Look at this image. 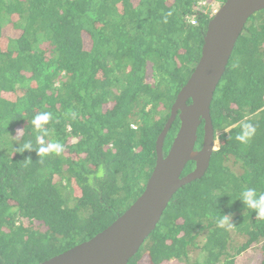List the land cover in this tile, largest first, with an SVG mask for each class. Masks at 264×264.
Returning <instances> with one entry per match:
<instances>
[{
    "label": "trees",
    "instance_id": "1",
    "mask_svg": "<svg viewBox=\"0 0 264 264\" xmlns=\"http://www.w3.org/2000/svg\"><path fill=\"white\" fill-rule=\"evenodd\" d=\"M226 1L0 0V264H41L89 241L143 194L210 7ZM45 112L43 139L62 144L59 155L22 148L39 147L31 120ZM211 116L219 149L207 172L178 190L128 264H264V218L239 200L264 193V10L248 20ZM244 124L255 132L241 142ZM179 128L177 118L165 156Z\"/></svg>",
    "mask_w": 264,
    "mask_h": 264
},
{
    "label": "water",
    "instance_id": "2",
    "mask_svg": "<svg viewBox=\"0 0 264 264\" xmlns=\"http://www.w3.org/2000/svg\"><path fill=\"white\" fill-rule=\"evenodd\" d=\"M264 10V0H227L208 24L201 58L171 109L156 144V166L143 194L112 225L94 238L41 264H128L156 229L180 188L201 179L218 149L211 106L248 20ZM179 131L167 155L166 137L176 121ZM204 125L203 144L196 149ZM190 162L192 172L182 177Z\"/></svg>",
    "mask_w": 264,
    "mask_h": 264
},
{
    "label": "clouds",
    "instance_id": "3",
    "mask_svg": "<svg viewBox=\"0 0 264 264\" xmlns=\"http://www.w3.org/2000/svg\"><path fill=\"white\" fill-rule=\"evenodd\" d=\"M202 6H205V4L203 3ZM205 7H207V6H205ZM215 14H214V11H212L211 17H213ZM50 116H51V114L46 113V112L40 113V114H37L34 116V118L31 120V124L33 125L35 131L37 132L36 142L39 145V147L34 148L32 142L27 141V142H24L22 145L23 151L35 150L37 152L38 156H45L49 153H55V154L59 155L63 151V145L60 144L59 142H52V143L46 144L45 140L43 139V137L48 134V131L45 128V125L48 124V122L50 120ZM254 132H255V128L251 124H244L242 126L241 133L239 135H237L236 139L241 141V142H246L248 139H250L252 137ZM217 136H218V134H217ZM216 139H217V137H216ZM217 141H218V139H217ZM218 145H219V141H218ZM218 149H219V146H218ZM239 200L242 201L244 206H247V208L254 210L257 217L264 218V193H261L258 196L256 189L248 188V189L243 190L241 192ZM218 223L221 227H223L225 225H228V227H231L232 225L230 223V214H223L219 218Z\"/></svg>",
    "mask_w": 264,
    "mask_h": 264
},
{
    "label": "rangeland",
    "instance_id": "4",
    "mask_svg": "<svg viewBox=\"0 0 264 264\" xmlns=\"http://www.w3.org/2000/svg\"><path fill=\"white\" fill-rule=\"evenodd\" d=\"M220 6H221V4H219V3H216V4H214V5H212L211 7H210V11L212 12V11H216V10H218L219 8H220ZM206 9H208V6L206 7ZM253 250V249H252ZM257 260V259H256Z\"/></svg>",
    "mask_w": 264,
    "mask_h": 264
},
{
    "label": "built area",
    "instance_id": "5",
    "mask_svg": "<svg viewBox=\"0 0 264 264\" xmlns=\"http://www.w3.org/2000/svg\"><path fill=\"white\" fill-rule=\"evenodd\" d=\"M216 12H217V10H216V11L214 10V14H215ZM192 23L195 24L194 22H192Z\"/></svg>",
    "mask_w": 264,
    "mask_h": 264
},
{
    "label": "bare ground",
    "instance_id": "6",
    "mask_svg": "<svg viewBox=\"0 0 264 264\" xmlns=\"http://www.w3.org/2000/svg\"><path fill=\"white\" fill-rule=\"evenodd\" d=\"M193 171V170H192Z\"/></svg>",
    "mask_w": 264,
    "mask_h": 264
}]
</instances>
